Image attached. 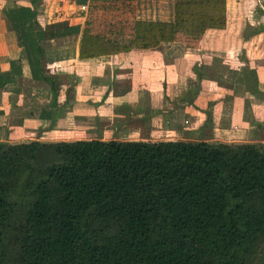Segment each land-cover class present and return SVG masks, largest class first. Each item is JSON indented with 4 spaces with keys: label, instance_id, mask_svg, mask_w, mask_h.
<instances>
[{
    "label": "trees",
    "instance_id": "obj_1",
    "mask_svg": "<svg viewBox=\"0 0 264 264\" xmlns=\"http://www.w3.org/2000/svg\"><path fill=\"white\" fill-rule=\"evenodd\" d=\"M114 1L90 0L89 12ZM37 2L3 14L33 76L52 83ZM173 12L135 20L127 33L93 32L87 20L79 58L226 27V0H175ZM11 80L0 73V88ZM262 243L264 142L0 141V264H253Z\"/></svg>",
    "mask_w": 264,
    "mask_h": 264
},
{
    "label": "crops",
    "instance_id": "obj_2",
    "mask_svg": "<svg viewBox=\"0 0 264 264\" xmlns=\"http://www.w3.org/2000/svg\"><path fill=\"white\" fill-rule=\"evenodd\" d=\"M52 1L36 4L49 83L33 76L3 14L4 7L31 6L30 0H0V73L12 79L0 88V141L264 142L261 36L241 40L228 28L231 8L244 0H226L225 29H208L198 40L178 35L173 43L85 59L79 49L90 0H59L51 21ZM65 27L75 31L49 36ZM247 85L260 93L244 90Z\"/></svg>",
    "mask_w": 264,
    "mask_h": 264
},
{
    "label": "rangeland",
    "instance_id": "obj_3",
    "mask_svg": "<svg viewBox=\"0 0 264 264\" xmlns=\"http://www.w3.org/2000/svg\"><path fill=\"white\" fill-rule=\"evenodd\" d=\"M58 1L59 0H53L47 4V14L49 18H51V21L56 18V11L58 10L59 3ZM173 4L174 0H115L107 6V9H102L100 7L91 9L87 20L90 21V27L93 29V32H103L109 34L108 31L110 27L115 26L113 30H118L119 28L124 27L125 33H127L130 31L129 29L133 22L138 20L137 15L148 20L152 19L161 21L169 19L174 10ZM239 4L241 7L239 6L238 8L236 5V10L233 7L231 8L229 16L230 24L228 28L231 29L232 34L238 33L241 40L252 39L256 34L261 36L256 41V51L263 53L264 18H262V16H264V0H244L241 2L239 1ZM37 6H35V8ZM249 19L252 21L254 20V26L250 24ZM254 29H259V31L257 33H253ZM242 88L243 86H241V89ZM249 88L250 86L247 85L243 89L250 92L251 89ZM252 92L256 94L260 93L256 90H252L251 93ZM258 142L260 141H256L254 143ZM253 264H264V243H262V245L258 248Z\"/></svg>",
    "mask_w": 264,
    "mask_h": 264
}]
</instances>
